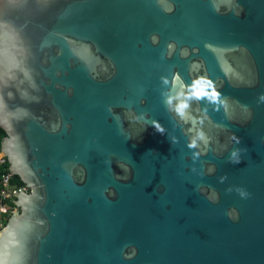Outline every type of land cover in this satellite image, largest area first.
<instances>
[{"label":"water","instance_id":"95a60500","mask_svg":"<svg viewBox=\"0 0 264 264\" xmlns=\"http://www.w3.org/2000/svg\"><path fill=\"white\" fill-rule=\"evenodd\" d=\"M261 95L264 0H0V264H264Z\"/></svg>","mask_w":264,"mask_h":264},{"label":"clouds","instance_id":"9594fccd","mask_svg":"<svg viewBox=\"0 0 264 264\" xmlns=\"http://www.w3.org/2000/svg\"><path fill=\"white\" fill-rule=\"evenodd\" d=\"M152 43H157V37L153 36L151 38ZM169 50H174V45L173 44H169L168 46ZM170 53V52H169ZM184 54L187 55V50H184ZM177 81H179V76H173L172 78V87L175 88L176 87V83ZM165 84H168L169 81L167 79L164 80ZM181 87H183V84H181ZM208 87H211V84L208 85ZM185 95L183 92H177L176 97H172L169 96L166 100H165V104L167 105V108L170 112H174L178 117H180L181 119L185 120V122H187L188 116H187V109L189 108V104L188 102H186V100H179L178 103L175 104V106L173 107V100L174 99H178L180 96ZM220 96V93L217 92L215 89H212L211 91H207L205 88L203 90H200L196 87V85L192 88L190 94L188 95V99H192L195 98L196 100H201L202 98H207V100L211 103H215L217 101V98ZM259 99L261 101H264V95H261L259 97ZM193 120V118H191ZM202 122V121H201ZM151 126L155 129V131L161 135H163L165 133V129L155 120L151 121ZM192 129H189V132H191ZM171 143L175 144L176 143V139L175 137H171ZM232 140L235 141L236 144L240 143V139L233 135L231 137ZM200 142L204 143V150L203 152L207 151V138L205 137L204 133L202 131H197L195 133V135L190 139V141L187 144V148L188 149H197L200 147ZM240 149H234L231 151L229 157H228V161L231 164H239L240 163ZM202 154V152L197 151V152H193L192 154V159L195 161L196 159L199 158V156ZM125 171H128V169H125ZM194 171V169H193ZM215 171L213 166H210L208 168V173L211 174ZM127 179V177H126ZM226 179V177L221 176L219 178V181L221 183H223V181ZM228 191H231V189H228ZM236 191L239 193V195L244 198L246 196H248L249 194L246 193L244 190L237 188ZM215 202V200L213 201ZM229 217L231 219H235L236 218V213L234 211H231L228 213ZM135 255V249L132 250L131 254L129 256H126V259H130L131 256Z\"/></svg>","mask_w":264,"mask_h":264},{"label":"built area","instance_id":"2783aa9c","mask_svg":"<svg viewBox=\"0 0 264 264\" xmlns=\"http://www.w3.org/2000/svg\"><path fill=\"white\" fill-rule=\"evenodd\" d=\"M2 161L3 159L0 160V162ZM12 178L13 175L9 172L3 175L0 181V232L5 228L10 217L19 211L16 203L19 194L29 192L28 187L24 184L21 186L12 184Z\"/></svg>","mask_w":264,"mask_h":264},{"label":"trees","instance_id":"16d2710c","mask_svg":"<svg viewBox=\"0 0 264 264\" xmlns=\"http://www.w3.org/2000/svg\"><path fill=\"white\" fill-rule=\"evenodd\" d=\"M5 136H6L5 132L0 128V145ZM0 153H1V146H0ZM9 172H10L9 164L7 162V159L4 157L3 161L0 162V181H1V177ZM11 183L17 186L23 185V183L20 181V179L17 176H13Z\"/></svg>","mask_w":264,"mask_h":264},{"label":"snow or ice","instance_id":"6c2138e0","mask_svg":"<svg viewBox=\"0 0 264 264\" xmlns=\"http://www.w3.org/2000/svg\"><path fill=\"white\" fill-rule=\"evenodd\" d=\"M206 86L208 85H202V84H197L196 87L200 90H203Z\"/></svg>","mask_w":264,"mask_h":264},{"label":"rangeland","instance_id":"374dc122","mask_svg":"<svg viewBox=\"0 0 264 264\" xmlns=\"http://www.w3.org/2000/svg\"><path fill=\"white\" fill-rule=\"evenodd\" d=\"M3 159V156H2V153H0V160H2Z\"/></svg>","mask_w":264,"mask_h":264}]
</instances>
